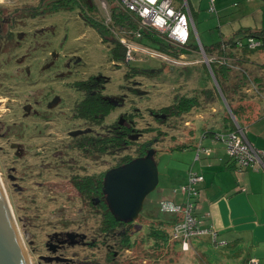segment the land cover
Returning <instances> with one entry per match:
<instances>
[{"label":"rangeland","instance_id":"obj_1","mask_svg":"<svg viewBox=\"0 0 264 264\" xmlns=\"http://www.w3.org/2000/svg\"><path fill=\"white\" fill-rule=\"evenodd\" d=\"M95 2L99 11L93 15L102 20L105 12L100 0ZM37 3L38 0H0V5L7 9ZM115 5H118L117 2ZM108 6L110 10L111 3H108ZM217 10L210 0L202 1V9L195 15L194 23L191 24L190 49L202 50L203 46L225 40L222 39V35L226 36L235 31L238 36H245V33L237 32L244 25L227 23ZM23 22L21 27L25 34L23 47L17 52H10L8 56L5 54L7 61L4 63L8 65L0 71V83H3L0 92L2 94L0 120L11 125L10 137H6L3 127L0 129V174L24 239V230L19 217L33 219L34 226L30 231L32 239L36 242L34 245L36 248L29 246L26 240L25 244L32 264H39V255H50L44 247L48 234L56 229L60 230L62 222L73 221L83 208V204L76 198L77 195L69 183L68 171L63 169L55 171L57 170L55 169L57 162L54 161L56 155L62 149L61 145L66 144L73 135L100 130L82 120L73 119V107L83 98V94L76 90L74 84L87 80L91 76L102 75L109 80L107 94L125 97L124 105L108 117L107 124L112 123L119 113L128 110L133 103H137L136 106L141 109L148 106V108L167 106L171 104L173 95L178 91L184 94L193 89L200 91L206 87L217 88V86L211 66L208 65L209 57L196 52L193 57L198 59L203 57L205 63H198L192 67L186 66L185 69L179 70L182 67L179 66L181 65L179 58L166 53H163L164 56L160 58H150L141 50L149 46L135 40L132 42L139 50L133 54L134 60H130L132 61L130 66L116 68L110 59L109 45L104 43L99 34L83 21L78 8L47 12L34 18L26 17ZM153 46L150 48L153 49ZM14 53L19 57V61L13 57V61L10 60L11 54ZM132 68L151 73L162 69L161 72H155L156 74L139 75L136 78L139 88L148 92L147 99L134 97L129 92L130 89L127 92L126 88L124 89L126 93H121V88L127 84L125 83L126 72ZM217 90L219 91L218 88ZM258 90L252 93L247 92L249 94L245 95L240 107L243 112L248 107L252 108V105L264 112V88ZM217 109L218 113L205 114L204 119L193 117V125L197 133L207 128L222 132L224 119L228 116H231L235 122L224 99L217 103ZM238 118L242 123L240 115ZM229 122L232 123L231 120ZM260 123L256 125L263 130L264 122ZM142 126H146L145 122ZM248 131L249 129L247 130L249 134ZM165 147L166 144L162 142L157 147L158 152L155 156L159 169V185L147 196L143 211L135 221L134 228L139 231L135 235L137 238L135 247L125 253L120 264H214V258L220 255L221 251L211 247L206 248L204 252L209 257H206L204 261L193 252H181L179 247L176 251L171 246L155 249L154 241L147 236L151 226L148 210H154L165 219L171 217V214L158 211V202L166 197L176 184L175 175L178 169L184 170L187 165H192L194 159L191 151L171 152L166 151ZM36 153H40V156ZM49 161L53 163V165L48 164L52 166L51 171L50 166L44 164ZM107 161L105 163L103 160H98L89 164L83 161L82 165L86 167L89 165L85 173L92 174L112 165V159L107 158ZM40 164L46 166L41 167ZM30 165H36V167ZM40 170L41 177L38 174ZM184 172L185 170L179 173L184 174ZM11 176L19 178L24 176L26 181L14 182ZM40 181L45 183L43 188L36 187L35 183ZM15 183L26 190L23 193L17 191ZM56 190L63 191L62 195ZM47 195H50L53 200H50ZM87 224L80 231L92 238L97 223L92 219ZM77 227L75 226L76 229ZM227 251L232 252V249ZM66 255L71 258L79 255L81 259L94 255L101 258L105 256V251L75 247Z\"/></svg>","mask_w":264,"mask_h":264},{"label":"trees","instance_id":"obj_2","mask_svg":"<svg viewBox=\"0 0 264 264\" xmlns=\"http://www.w3.org/2000/svg\"><path fill=\"white\" fill-rule=\"evenodd\" d=\"M108 3H111L110 15L107 16L105 14L102 20L93 15L99 11L95 0H38L36 5H25L8 10L16 20H21L26 17L34 18L38 15L61 9L78 8L83 21L99 34L104 43L109 45L110 59L116 68L130 66V63H126L125 60L127 50L120 42L121 36H125L131 41L144 42L149 48L155 45L153 49L176 58L188 52L187 49L178 48L167 43L152 32L144 31L143 37L138 39L135 36V31L139 28L137 17L125 11L118 3V5H115L116 2L114 0H108ZM243 32L246 34L245 38H247L245 43L242 40L235 39L221 40L212 45L203 46L205 53L209 58L215 57V54L226 58V48L228 47H240V49L244 48L246 51L264 52V29L257 31L244 30ZM15 36V34L11 36V41ZM249 40L260 42L261 45L257 48H249ZM188 49L192 50L189 46ZM10 52H13V49ZM14 54L10 56L11 61H13V58L16 59ZM5 61H7L5 55L0 53V71L8 65V63H4ZM210 64L220 92L225 98L235 121L241 126L238 115L242 111L240 107L246 95L244 90L257 88L256 86L260 84V79L258 77L253 79L251 72L249 73L248 71L237 72L234 76V68L230 64L220 63L217 60H211ZM161 70H157L156 73L161 72ZM145 74L152 75L136 68L128 70L125 75V83L127 84L121 88V93H126L124 90L126 88L127 92L130 89L129 92L134 97L147 99L148 92L141 90L136 81L139 75ZM233 76L236 79L235 85L231 84ZM108 84L109 80L102 75L91 76L87 80L78 81L74 84L76 90L83 94V98L78 100L73 107V119L82 120L89 126L100 130L73 135L66 144L61 145L60 148L62 149L56 155V160L54 161L57 162L55 164V169L57 170L55 171H59L58 169L68 171L70 176L69 183L77 195L76 198L83 204V208L80 209L73 221L62 222L60 230L56 229L53 233L48 234L44 247L50 255H39V264H120L121 258L124 257L126 251H131L135 247L137 241L135 235L139 231L134 228L135 222L118 221L111 212L104 194L106 173L137 158L147 157L151 152H153L155 157L158 152L157 147L162 142L166 144V151H182L188 148L186 144L178 142V134L185 130L188 116L196 110L207 109L219 96V91L214 86L203 88L200 91L193 89L190 92L188 91L189 93L185 92L184 94L178 91L173 95L171 104L167 106H156L154 108H148V106L141 109L133 101L128 110L119 113L112 123L107 124L108 117L120 109L125 102L124 96L107 94ZM1 85L3 83H0V92L1 87H3ZM235 102H239V105L235 106ZM0 122V129L3 127L6 137H10L11 125H7L1 120ZM144 122L146 126H142ZM235 129L236 124L233 122L230 131ZM213 134L215 136L218 132ZM36 154L40 156V153ZM107 158L112 159L113 163L111 166L102 169L100 172L85 173L89 165L87 167L82 165L83 161L89 164V162L95 163L98 160H103V162L107 163ZM231 162L233 161L231 160ZM44 164L47 166L48 164L53 165L50 161ZM46 165L40 164L41 167ZM30 166L36 167V165ZM49 168L51 171L52 166ZM38 174L40 177L42 176L41 170ZM10 178L14 182L23 180L22 183H24L26 181L24 176L21 178L11 176ZM35 184L36 187L43 188L45 183L40 181ZM15 187L21 193L26 190L17 183H15ZM56 192L58 194L63 193V191L57 190ZM47 196L50 200L52 199L50 195ZM158 211L162 213L159 206ZM147 213H149L151 220L148 238L154 241L155 249L167 248L170 244L172 232L169 229L174 227L179 218L171 214L169 219H165L160 214L155 213L154 210H148ZM92 219L96 221L97 227L95 234L92 235V238H89V235L80 230L85 225H88V221ZM19 222L22 224L25 240L29 246H34L36 242L32 239L30 231L34 226L33 219L29 217L28 220V217H19ZM75 226H78V229ZM53 247L55 250H53ZM75 247H83L92 251L104 249L105 256L100 258L94 255L93 257L81 259L79 255L72 258L66 255L69 250ZM33 248H36V246Z\"/></svg>","mask_w":264,"mask_h":264},{"label":"crops","instance_id":"obj_3","mask_svg":"<svg viewBox=\"0 0 264 264\" xmlns=\"http://www.w3.org/2000/svg\"><path fill=\"white\" fill-rule=\"evenodd\" d=\"M202 1L204 0H174V3L177 8H183L186 3L185 11L194 23L195 15L202 9ZM210 3H214L218 9V14L222 18L224 17L227 23L244 25L237 31L238 33H244V30L264 29V0H210ZM245 36H238L235 31L226 36L222 35V39L242 40L245 43L247 39ZM202 49L198 51L188 50L186 54L181 55L179 57L181 65L179 66L182 67L179 70L185 69L186 66L192 67L198 63L204 64L203 57L202 59L193 57L196 52L202 56H207L203 47ZM252 51H246L240 47H228L226 48V58L216 54L215 57L210 58V60L230 64L234 68V76L237 72L248 71L251 72L253 79L256 77L260 79L259 85L253 83L257 85V88H252L254 91L252 89H249L250 91L244 90L245 94L257 92L259 88H264V52ZM234 76L231 80L232 85L236 83ZM223 99L225 100L219 91V96L207 109L196 110L188 116L185 130L178 134V142L188 146L182 151L193 152V163L186 166L184 174L179 173L184 171L182 168L178 169L179 171L175 175L176 184L166 197L161 199L173 200L178 203L184 202L183 195H174L173 189L179 185L188 184L190 172L202 175L204 181L196 186L199 191L195 200L196 215L201 221V228L214 231L217 236L214 238L213 234L208 232L193 238L191 249L188 251H183L179 243L170 242L168 247L171 246L175 251L179 247L183 253L193 252L204 261L207 257L204 252L206 248H214L221 251L220 255L214 258V264H249L251 258H256L258 264H264V169L247 168L238 171L235 163L231 162L226 145L215 139L213 133L216 132L214 129L207 128V130L197 133L198 131H195L193 125V117L204 119L205 114L218 113L217 103ZM225 103L227 104L226 100ZM234 104L238 106L239 102ZM240 118L242 119L241 126L246 129V132L249 129L248 141L257 149L264 150V129H259L256 125L259 122H264V112L252 105V108L248 107L245 112H240ZM229 120L234 122L231 116L225 117L223 133L229 132L232 128V123ZM222 132L219 131L218 133ZM199 147L209 149L210 154L201 153L197 160ZM170 230L172 231L171 228ZM227 249H232V252L227 251Z\"/></svg>","mask_w":264,"mask_h":264},{"label":"built area","instance_id":"obj_4","mask_svg":"<svg viewBox=\"0 0 264 264\" xmlns=\"http://www.w3.org/2000/svg\"><path fill=\"white\" fill-rule=\"evenodd\" d=\"M125 11L137 17L139 28L135 31V36L140 39L143 32H152L162 38L167 43L182 49H188L191 40L192 21L183 8H177L174 0H114ZM100 4L105 14L109 16L108 0H100ZM120 42L126 47V62L134 60L133 54L139 50L133 42L125 36L120 37ZM260 42L249 40V48H257ZM142 52L150 58H160L164 54L158 50L143 47ZM203 50V49H202ZM173 60V59H171ZM208 63L211 62L207 58ZM249 91V90H248ZM234 118V117H233ZM235 120V119H234ZM236 129L226 133H218L215 139L226 145L230 159L235 163L237 170L242 171L247 168L264 169V150L257 149L247 139L246 129L239 126L235 121ZM210 154L209 149L199 147L197 160L200 154ZM204 181V177L198 173L190 172L188 184L181 185L173 189V194H181L184 202L178 203L173 200L164 199L159 202V209L162 213L174 214L179 221L172 228L170 242L179 243L183 251L191 249V241L195 237L211 232L201 228V221L196 215V198L199 191L196 186ZM216 238L217 234L211 232ZM249 264H258L256 258H251Z\"/></svg>","mask_w":264,"mask_h":264},{"label":"water","instance_id":"obj_5","mask_svg":"<svg viewBox=\"0 0 264 264\" xmlns=\"http://www.w3.org/2000/svg\"><path fill=\"white\" fill-rule=\"evenodd\" d=\"M208 65L210 66V63ZM213 78L219 89L214 75ZM158 185L159 169L151 152L147 157L137 158L109 170L104 180V194L111 212L118 221L135 222L143 211L147 196L155 191ZM0 264H32L1 174Z\"/></svg>","mask_w":264,"mask_h":264},{"label":"flooded vegetation","instance_id":"obj_6","mask_svg":"<svg viewBox=\"0 0 264 264\" xmlns=\"http://www.w3.org/2000/svg\"><path fill=\"white\" fill-rule=\"evenodd\" d=\"M23 24V19L16 20V18L9 13V10L6 7L0 5V53L4 55L6 54L8 56L11 49L17 52L23 47V41L25 39V34L21 29ZM13 34H15L16 36L11 41L10 38L11 36H13ZM14 55H16V60L19 61L20 59L17 54ZM156 71L157 70H154L152 73H155ZM126 252H129V250H127Z\"/></svg>","mask_w":264,"mask_h":264}]
</instances>
